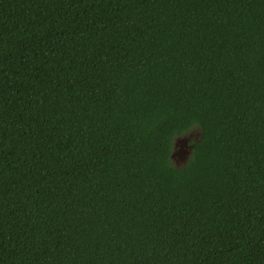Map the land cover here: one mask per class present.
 Returning a JSON list of instances; mask_svg holds the SVG:
<instances>
[{"label":"trees","instance_id":"obj_1","mask_svg":"<svg viewBox=\"0 0 264 264\" xmlns=\"http://www.w3.org/2000/svg\"><path fill=\"white\" fill-rule=\"evenodd\" d=\"M0 264H264V0H0Z\"/></svg>","mask_w":264,"mask_h":264},{"label":"water","instance_id":"obj_2","mask_svg":"<svg viewBox=\"0 0 264 264\" xmlns=\"http://www.w3.org/2000/svg\"><path fill=\"white\" fill-rule=\"evenodd\" d=\"M199 136V135H198ZM193 137V135H184L182 137H177L175 138L174 140V145H173V151L170 155V159L173 158L174 156V149H175V146L176 145H179L181 148H184L185 150L183 151L184 153V156H185V159L188 160L190 154H191V151H192V148L193 146L192 145H189L188 142L190 140H192L191 138ZM193 141H197V136L195 135V138L193 139Z\"/></svg>","mask_w":264,"mask_h":264},{"label":"flooded vegetation","instance_id":"obj_3","mask_svg":"<svg viewBox=\"0 0 264 264\" xmlns=\"http://www.w3.org/2000/svg\"><path fill=\"white\" fill-rule=\"evenodd\" d=\"M190 142H191V140L188 142V144ZM184 150L185 149L181 148L179 145L175 146L174 156H173V158L171 160L175 163L176 166L182 165V164H184L186 162V159H185V156H184V153H183ZM175 157H177L178 160H175Z\"/></svg>","mask_w":264,"mask_h":264},{"label":"rangeland","instance_id":"obj_4","mask_svg":"<svg viewBox=\"0 0 264 264\" xmlns=\"http://www.w3.org/2000/svg\"><path fill=\"white\" fill-rule=\"evenodd\" d=\"M197 130H192V131H190L189 132V134H186V135H195L197 132H196ZM175 160H178V158L177 157H175Z\"/></svg>","mask_w":264,"mask_h":264}]
</instances>
